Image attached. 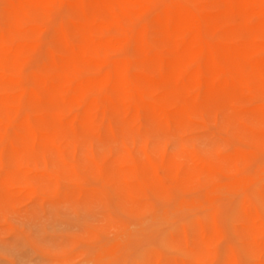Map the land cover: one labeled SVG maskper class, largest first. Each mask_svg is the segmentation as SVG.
<instances>
[{
	"label": "bare ground",
	"instance_id": "1",
	"mask_svg": "<svg viewBox=\"0 0 264 264\" xmlns=\"http://www.w3.org/2000/svg\"><path fill=\"white\" fill-rule=\"evenodd\" d=\"M245 92L262 102L229 112ZM197 114L239 147L198 162L111 148L75 158L79 171L58 165L91 138L96 149L142 129L155 145ZM0 161V200L74 191L112 199L142 229L159 223L166 255L148 243L120 254L134 235L121 220L99 264H239L222 245L225 198L245 264H264V0H0ZM40 161L50 180L12 171Z\"/></svg>",
	"mask_w": 264,
	"mask_h": 264
},
{
	"label": "rangeland",
	"instance_id": "2",
	"mask_svg": "<svg viewBox=\"0 0 264 264\" xmlns=\"http://www.w3.org/2000/svg\"><path fill=\"white\" fill-rule=\"evenodd\" d=\"M260 99L250 92H245L240 100L231 106L232 110L229 112H242L252 105L260 104ZM234 117L237 127L244 130L242 133H254V128L245 122L240 114ZM91 139V144L81 150L71 148L68 152L60 151L58 165L79 171L74 162L75 158L81 156L87 161L95 155L107 157L111 148L118 151L120 156L130 155L135 147L141 152L149 150L157 155L177 152L198 162L202 156L225 155L239 147L235 138L224 131L215 116L203 114L190 116L185 126L164 132L155 145L151 144L142 129L133 131L127 139L117 136L111 138L96 149L93 148V143H97V140ZM4 169L5 165L0 161V173ZM12 171L27 177L37 174L45 176L48 180L53 172L42 161L19 163ZM82 180L85 183L92 182L86 176H83ZM147 196L151 200L154 199L150 192H147ZM229 203V198H225L220 215V226L224 233L222 245L230 244L239 252V264H245V258L236 247L231 230L226 224V219L231 213ZM121 220L131 225L134 235L129 247L120 254L130 256L135 248L148 243L157 246L161 253L166 255L165 248L157 243L160 236V229H157L159 223L147 220L142 229L140 220L120 209L112 199L74 191H65L59 195L29 196L23 199L20 197L14 201L1 199L0 264H99L97 257L103 256L105 248L116 242L118 233L113 224ZM129 262L127 264H130ZM112 264L125 263L121 260Z\"/></svg>",
	"mask_w": 264,
	"mask_h": 264
}]
</instances>
